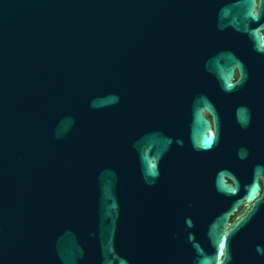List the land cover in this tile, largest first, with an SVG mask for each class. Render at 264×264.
Instances as JSON below:
<instances>
[{
	"label": "water",
	"instance_id": "1",
	"mask_svg": "<svg viewBox=\"0 0 264 264\" xmlns=\"http://www.w3.org/2000/svg\"><path fill=\"white\" fill-rule=\"evenodd\" d=\"M0 264H264V0H0Z\"/></svg>",
	"mask_w": 264,
	"mask_h": 264
}]
</instances>
